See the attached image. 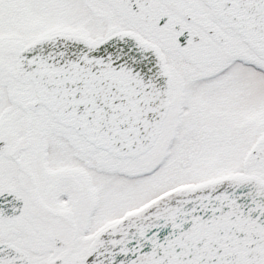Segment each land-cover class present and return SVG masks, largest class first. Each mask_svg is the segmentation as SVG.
<instances>
[{
    "label": "snow or ice",
    "instance_id": "6c2138e0",
    "mask_svg": "<svg viewBox=\"0 0 264 264\" xmlns=\"http://www.w3.org/2000/svg\"><path fill=\"white\" fill-rule=\"evenodd\" d=\"M0 264H264V0H0Z\"/></svg>",
    "mask_w": 264,
    "mask_h": 264
}]
</instances>
